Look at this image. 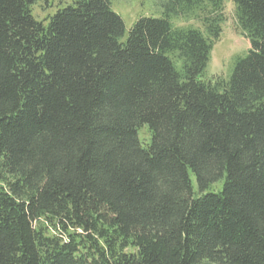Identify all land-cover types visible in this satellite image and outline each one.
Wrapping results in <instances>:
<instances>
[{"label": "trees", "instance_id": "obj_1", "mask_svg": "<svg viewBox=\"0 0 264 264\" xmlns=\"http://www.w3.org/2000/svg\"><path fill=\"white\" fill-rule=\"evenodd\" d=\"M38 1L0 0V264H264V0H229L249 49L214 79L226 0L128 34Z\"/></svg>", "mask_w": 264, "mask_h": 264}, {"label": "rangeland", "instance_id": "obj_2", "mask_svg": "<svg viewBox=\"0 0 264 264\" xmlns=\"http://www.w3.org/2000/svg\"><path fill=\"white\" fill-rule=\"evenodd\" d=\"M166 0H111V9L121 17L124 22L126 32L139 18H159L163 14V3ZM72 0H40L32 7V15L37 21H44L53 15L58 9L70 5ZM225 22L219 39L214 43L211 52V59L204 73V79H214L216 77L228 78L232 72L234 61L237 57L244 55L249 49L248 40L242 35L236 25L234 18V7L229 0L224 5ZM177 26L192 25L198 27V23L182 20H174ZM139 139L142 143H147L149 134L147 128L139 131ZM192 181L194 183V178ZM219 184L210 189L217 190ZM196 190V187H195Z\"/></svg>", "mask_w": 264, "mask_h": 264}]
</instances>
